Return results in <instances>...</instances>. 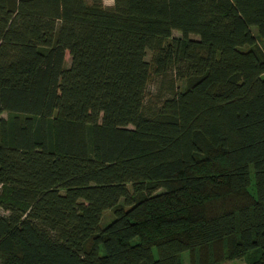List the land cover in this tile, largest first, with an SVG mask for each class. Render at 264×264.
<instances>
[{
    "label": "trees",
    "instance_id": "1",
    "mask_svg": "<svg viewBox=\"0 0 264 264\" xmlns=\"http://www.w3.org/2000/svg\"><path fill=\"white\" fill-rule=\"evenodd\" d=\"M183 253L264 264V0H0V264Z\"/></svg>",
    "mask_w": 264,
    "mask_h": 264
},
{
    "label": "rangeland",
    "instance_id": "2",
    "mask_svg": "<svg viewBox=\"0 0 264 264\" xmlns=\"http://www.w3.org/2000/svg\"><path fill=\"white\" fill-rule=\"evenodd\" d=\"M102 3L105 5V6H110L112 5V0H102ZM171 36L172 37H180V34L178 32H172L171 33ZM190 39H197L196 37L194 36H188ZM149 58V53L146 52V57H145V60L147 61ZM64 64L65 66H68L69 64V60L68 58H65V61H64ZM156 80H154L153 82L149 83L146 87V92H145V99H148L152 96V94L155 92V88H156ZM2 117H4V115H2ZM111 219V215H110V212L107 210V211H104L102 212L101 214V218H100V221H99V227L100 228H103ZM181 263L182 264H188V257L186 255V253H183L181 255ZM224 264H244L243 261L241 260H238V261H233V262H226Z\"/></svg>",
    "mask_w": 264,
    "mask_h": 264
}]
</instances>
